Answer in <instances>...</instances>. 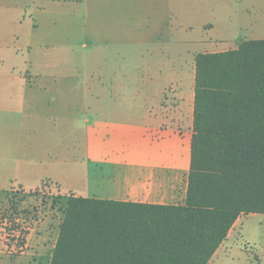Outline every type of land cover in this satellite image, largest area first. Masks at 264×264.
Listing matches in <instances>:
<instances>
[{
    "label": "rangeland",
    "instance_id": "obj_1",
    "mask_svg": "<svg viewBox=\"0 0 264 264\" xmlns=\"http://www.w3.org/2000/svg\"><path fill=\"white\" fill-rule=\"evenodd\" d=\"M252 2L263 5L247 12L242 10ZM231 5L236 11L228 17L225 6ZM69 7L60 4L59 10L70 12ZM55 8L53 3L47 5L49 11ZM135 8V34L131 38L128 33L113 34L114 38L102 47L94 38L96 32L67 33L48 23L37 26L33 22L35 16L29 10L24 12L23 1L0 0L3 264L51 262L68 199L73 194L80 196L69 192L71 179L66 176V164L55 161V148L60 146L66 158L68 154L72 158L82 156L81 134L86 127L80 121H73L67 134L58 129L55 135L50 114L61 98L67 102L66 106L73 108L65 110L61 105V111L68 115L72 111L74 117L85 115L82 108L85 98L74 88L84 84L87 78L90 86L96 85L101 67L97 59H109L106 70L121 74L129 60L144 70L151 57L159 58L170 45H177L173 43L175 39H224L222 44L195 47L204 53L205 49H237L244 40L264 38V0H136ZM196 56L186 63L194 75ZM52 73L61 76L67 73L70 77L57 78L54 83ZM55 85H61L64 90L57 101L52 92ZM87 100L95 109L96 94L90 93ZM117 102L121 106L123 98ZM88 116L92 119L97 114L89 112ZM77 167L71 165L68 169L71 174L79 175ZM59 179L66 181L64 187L56 185ZM209 264H264V213L241 215Z\"/></svg>",
    "mask_w": 264,
    "mask_h": 264
},
{
    "label": "trees",
    "instance_id": "obj_2",
    "mask_svg": "<svg viewBox=\"0 0 264 264\" xmlns=\"http://www.w3.org/2000/svg\"><path fill=\"white\" fill-rule=\"evenodd\" d=\"M195 63L184 202L73 194L50 264H209L241 215L264 213V38Z\"/></svg>",
    "mask_w": 264,
    "mask_h": 264
},
{
    "label": "crops",
    "instance_id": "obj_3",
    "mask_svg": "<svg viewBox=\"0 0 264 264\" xmlns=\"http://www.w3.org/2000/svg\"><path fill=\"white\" fill-rule=\"evenodd\" d=\"M21 1L24 12L29 10L31 16H35L33 22L37 26L48 23L67 33L96 32L94 38L102 47L114 38L113 34L128 33L131 38V34L136 32V0ZM49 3H53L56 10H47ZM60 4L70 6L71 11H60ZM259 5L263 4L252 2L242 10L247 12ZM225 7L224 13L228 17L233 16L236 8L232 5ZM173 41L177 45H170L167 53L159 54V58L151 57L144 70L129 60L121 74L111 73L106 70L109 59H97L100 61L97 65L101 67L96 85L90 86L87 78L84 84L74 88L79 89L85 98L84 116L74 117L72 111L69 115L61 111V105L65 110L73 108L66 106L65 100L58 99L57 108L54 106L50 114L54 119L53 134L56 135L58 129L67 134L73 121H80L86 127L85 133L81 134L82 156L72 158L68 154L66 158L60 146L55 148V161L66 164V176L71 179L69 192L83 197L133 202H184L190 171L195 102V75L186 68V63L187 59L201 53L195 49L196 46L218 45L224 39L190 37ZM226 49H205L203 52ZM85 62L89 64L87 59ZM52 76L54 83L57 78L64 80L70 77L67 73L63 76L52 73ZM54 87L55 92H52L57 101L64 90L61 85ZM90 93L97 97L95 109L88 105ZM122 98L120 106L117 101H122ZM21 103L24 104L22 100ZM89 112L97 116L91 119ZM71 165H78L79 175L70 173L68 166ZM59 184L64 187L66 181L59 179L56 185L59 187ZM2 252L0 248V264H3Z\"/></svg>",
    "mask_w": 264,
    "mask_h": 264
}]
</instances>
